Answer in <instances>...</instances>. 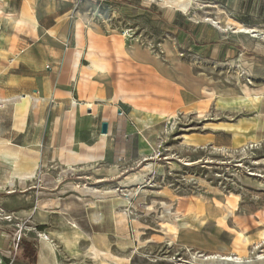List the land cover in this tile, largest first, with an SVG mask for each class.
<instances>
[{"label": "rangeland", "instance_id": "obj_1", "mask_svg": "<svg viewBox=\"0 0 264 264\" xmlns=\"http://www.w3.org/2000/svg\"><path fill=\"white\" fill-rule=\"evenodd\" d=\"M207 2L210 7L214 5L213 9H204L202 6L206 5L202 4V8L196 7L187 13L169 12L149 0H95L74 10V15L82 17L87 27L96 24L99 33L117 35L126 46L135 44L147 49L144 53L157 55L165 65H169L163 52L167 42L181 64L176 73L165 71V76L176 84L178 95L183 92L200 105L194 104L193 109L183 108V113L161 121L159 127L165 126L166 130L160 133L152 155L145 161L124 166L110 176L92 169L63 180L53 175L54 186L59 187L57 191L64 185L69 190L66 189L65 196L54 194L39 204V212L44 211L45 218L39 214L42 221L38 223L15 214L20 199L7 200L4 206L10 213L4 217L11 218L7 222L16 223L17 231V226L20 227L10 258L23 233L31 239L29 242L35 250L38 236L44 231L51 232L56 239L57 233H70L73 219H78L79 215L68 214L63 210L64 204L98 201L102 206H113L114 212L125 211L128 218L126 222L118 221L122 225L107 219L105 225L111 221L117 228L111 243L104 238L112 260L93 252L90 247L86 254L96 264H103L102 259H106L107 264H211L206 258L217 254L233 257L225 264H264V239L257 233L264 231V0ZM216 10L220 11V23L205 22L204 19L215 17ZM198 23L222 43L223 53L218 57L198 55L186 44L185 39ZM225 23L231 27L225 28ZM242 27L256 29L257 38L234 34L231 29ZM206 77L216 83V89ZM194 110H199L198 114L189 113ZM218 122H221L219 126L226 124V130H254L258 126L257 134L253 137L233 134L234 142L226 149L198 146L196 138H203L202 135L209 133V128H215ZM216 142L228 145L230 139L221 137ZM148 165L152 166L143 176L142 186L119 187L121 181ZM44 174H47L46 169ZM82 185L114 193L87 196L76 189ZM39 187L46 188V184H39ZM197 194L206 199L204 214L201 212L194 219L185 213L186 217L179 218V223H185V227L178 230L176 237L164 234L161 222H172V219L163 213L169 209L182 211L186 203L195 205ZM228 205L233 207L235 215L221 221V207ZM46 207L51 209H43ZM28 227H32V231H26ZM41 227L47 230H40ZM241 233L251 236L248 244H240ZM137 237L144 242L140 248ZM224 246L221 253L218 248ZM227 249L230 253H226ZM53 250L58 264H68L65 262L67 252L62 246L55 244ZM79 250L81 255L85 254L84 247ZM236 252L249 260L243 258L240 263L233 262ZM71 264L79 262L74 260Z\"/></svg>", "mask_w": 264, "mask_h": 264}, {"label": "crops", "instance_id": "obj_2", "mask_svg": "<svg viewBox=\"0 0 264 264\" xmlns=\"http://www.w3.org/2000/svg\"><path fill=\"white\" fill-rule=\"evenodd\" d=\"M88 1L95 2L0 0V260L5 264H29L28 260L39 264L42 236L52 247L59 244L64 248L58 233L57 239L48 231L39 235L37 250L23 233L10 258L18 231L16 223L4 220L10 213L4 206L7 200L20 199L15 214L38 223L42 221L38 215L45 214L39 212V204L54 194L65 196L69 190L64 185L57 191L53 175L63 180L92 169L110 176L124 166L145 161L154 149L145 139L139 119L146 117L159 127L161 121L183 113V108L200 105L183 92L178 95L176 84L165 76L168 71L176 73L181 64L167 42L163 52L169 65L155 54L144 53L147 49L126 46L117 35L99 33L96 24L87 27L74 10ZM201 4L213 9L207 0ZM192 28L185 42L194 53L209 57L223 53L222 43L202 24ZM206 80L216 89L211 78ZM104 123L106 134L101 133ZM220 124L196 138L197 145L226 149L234 136L253 137L258 130V126L226 130V124ZM162 132L158 129L156 142ZM221 137H228L229 144L216 142ZM44 183L46 188L41 189L39 184ZM63 208L79 215L72 223L88 236L77 242L85 254L77 258L64 249L65 262L96 264L86 253L93 239L105 238L111 243L116 236L115 223L105 225L108 218L114 221L115 209L98 201L91 205L70 202Z\"/></svg>", "mask_w": 264, "mask_h": 264}, {"label": "bare ground", "instance_id": "obj_3", "mask_svg": "<svg viewBox=\"0 0 264 264\" xmlns=\"http://www.w3.org/2000/svg\"><path fill=\"white\" fill-rule=\"evenodd\" d=\"M149 1L158 4L160 7H162L163 9H166L169 12L180 10V11H183V12L187 13L190 9H193V8H196V7L202 8V7H200V5H202V4H201V2L199 0H149ZM213 7H214V5H213ZM219 13H220V11L219 10H216L215 11V17L213 19H204V21L205 22H210L213 25L219 24L220 23V22H218L219 17H220L219 16ZM224 27L225 28L226 27L229 28L231 26L228 23L227 24L225 23ZM231 29L233 30V33L234 34L247 35L248 37L252 38L253 40L255 38H257V35L256 34H258V31L256 29H250V28H246V27H242L241 29L240 28H236L235 31H234V28H231ZM194 107H195V105L194 104H191V105H189V106H187L185 108L186 109H193ZM139 120H140L141 123H143L142 126H141V128H142L141 130L144 133L145 139L148 140L153 146L156 145V137H157L158 129H161L162 131L165 132L166 127L165 126L158 127L156 122L153 123L151 121H148V119L146 117H143L142 119H139ZM159 120H157V121H159ZM186 142H187V140L185 141V143ZM151 166L152 165H148L147 167L145 166V168L141 169L136 174L130 175L125 180H123V181L120 182V186L121 187H126L129 184H132V185L135 184L137 186H140L141 183H142V180H143V176L149 171V169L151 168ZM76 189H78L82 194H85L87 196H92V195H107V194H113L114 193L113 190H106V191L103 190V191H99V190H97L95 188H91V187H87V186H83V185L81 187H78L77 186ZM101 198H103V197H101ZM196 199H197V203L195 205L190 206V205H188L186 203V205H185V207H184V209L182 211H180V210L169 211L170 210L169 209L167 212H164L163 213L164 215H168L172 219V222H168L166 220H163L161 222V225H162L161 226V229L164 232V234L169 235V236L175 238L176 235H177V233H179L178 230L185 227V223H179V221H180L179 218L181 216H185V213L192 215L194 219H197L198 218V214L199 213L202 212V214H204L203 212H204L205 209H204L203 203H206V199L201 194H197L196 195ZM89 204L91 205V203H89ZM221 210L223 211L222 215L219 218L221 221H226L228 218H230L231 216H234L235 215V213H234L235 210L233 209V207H231L229 205L227 207H223L222 206L221 207ZM113 216H114L115 222H118V221L119 222H126V220L128 218V214L125 211H119V212L117 211V212H114ZM119 224H121V223H119ZM72 226L74 228L73 231H71L68 234H66V233H58L57 236L60 239V241L63 243L64 249L69 254H71L73 256H79L81 254H80V250H79V247H78L77 242H78V240L80 238L86 239V238H88V236H86L73 223H72ZM136 232L138 233L137 230H136ZM260 232L261 231H258L257 233L259 234V236H261V239H264V231H262L261 233ZM258 238L260 239V237H258ZM250 239H251V236L246 235L244 233H241L240 234V239H239L240 244L246 245V244H248L250 242ZM254 239H256V238H254ZM93 240L94 241L92 242L91 250L94 249L98 253H100L102 255H105V257L106 258H109V260H112V259H110V256L108 254V249L105 246L104 238H101V239L95 238ZM137 240H138V247L139 248L142 247L144 245V242L142 243L141 241H139V237H137ZM224 248H225V246L222 247V248H218V250H220V251L222 250L223 251ZM222 251H221V253H222ZM226 251H225L226 253H230V252H228V249ZM225 252H224V254H225ZM236 253H235L236 257L233 259V262L240 263L243 260V258H246L244 255H242L240 253H237V254ZM235 255H233V256H235ZM232 258H228L226 256L223 257V256L217 254L215 256H211V255H210V257L208 256L206 258V260H209L211 264L212 263H216V262L217 263H220V264H225L227 261H232ZM246 259L249 260V257L246 258ZM101 261H102L101 263H103V264H107V262H108V261H106V259H102ZM39 264H56L55 257H54L53 247H52L51 244L48 243V241L45 240V237L44 236H42V250H41Z\"/></svg>", "mask_w": 264, "mask_h": 264}, {"label": "built area", "instance_id": "obj_4", "mask_svg": "<svg viewBox=\"0 0 264 264\" xmlns=\"http://www.w3.org/2000/svg\"><path fill=\"white\" fill-rule=\"evenodd\" d=\"M123 37L125 36V34H123L122 35ZM119 115H122V112H119ZM4 220H6V221H10L11 220V218L10 217H5L4 218ZM17 228H18V231L20 230V227L19 226H17ZM11 253L9 252V255H10ZM0 264H1V262H0ZM2 264H5V263H2Z\"/></svg>", "mask_w": 264, "mask_h": 264}, {"label": "water", "instance_id": "obj_5", "mask_svg": "<svg viewBox=\"0 0 264 264\" xmlns=\"http://www.w3.org/2000/svg\"><path fill=\"white\" fill-rule=\"evenodd\" d=\"M106 132H107V125L104 123L101 125V133L106 134Z\"/></svg>", "mask_w": 264, "mask_h": 264}]
</instances>
